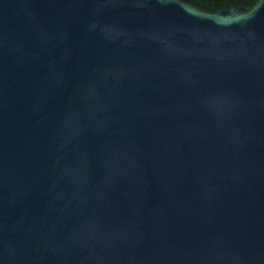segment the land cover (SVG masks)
I'll use <instances>...</instances> for the list:
<instances>
[{
  "label": "water",
  "instance_id": "1",
  "mask_svg": "<svg viewBox=\"0 0 264 264\" xmlns=\"http://www.w3.org/2000/svg\"><path fill=\"white\" fill-rule=\"evenodd\" d=\"M0 264H264V0H0Z\"/></svg>",
  "mask_w": 264,
  "mask_h": 264
},
{
  "label": "trees",
  "instance_id": "2",
  "mask_svg": "<svg viewBox=\"0 0 264 264\" xmlns=\"http://www.w3.org/2000/svg\"><path fill=\"white\" fill-rule=\"evenodd\" d=\"M201 4H204L210 10H216L225 6L229 3L232 6L242 7L246 10H249L254 7L257 3V0H196Z\"/></svg>",
  "mask_w": 264,
  "mask_h": 264
}]
</instances>
